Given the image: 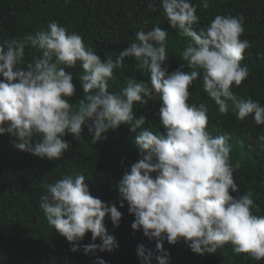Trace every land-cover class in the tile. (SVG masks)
Here are the masks:
<instances>
[{"label":"clouds","instance_id":"9594fccd","mask_svg":"<svg viewBox=\"0 0 264 264\" xmlns=\"http://www.w3.org/2000/svg\"><path fill=\"white\" fill-rule=\"evenodd\" d=\"M171 29L189 38L182 59L200 71L168 72L166 61L167 30L141 27L135 41L113 60L101 61L92 48H86L76 33L68 34L57 22L47 30L28 34L22 40L0 44V135L15 137L13 147L35 157L57 160L69 150L63 139L70 134L79 138L84 127L96 145L106 133L127 124L135 133L134 145L142 157L126 170L117 184L128 212L134 217L133 232H142L155 241V252L137 246L140 264H170L169 245L183 243L197 255L214 254L230 243L235 253H249L264 259V217L251 211L250 195L233 197L239 186L233 179L231 147L224 136L207 130L208 108L189 105V86L202 76L204 92L218 106L220 114L231 108L238 120L252 116L264 124V106L258 101L241 99L231 88L248 76L241 66L243 53L250 47L241 40L244 17L217 15L204 29L197 30V7L191 0H160ZM207 9L208 0H202ZM149 7L155 8L154 4ZM147 24V21L144 22ZM40 52L24 65L25 48ZM126 57L150 73V82L128 78L119 92L108 90L113 73L124 66ZM80 63L79 83L83 99L71 103L75 94L73 73L66 71ZM149 99L161 102L160 125L163 132L146 126L135 105L143 107ZM264 146V135L258 136ZM235 167H239L236 165ZM39 207L54 230L71 245V251L84 255L111 252L118 243L105 227L107 217L118 227L122 213L91 195L82 175L64 176L45 184ZM124 205L121 204L120 207ZM86 233L92 243L81 245ZM99 238L100 243L95 241ZM94 264H106L96 256Z\"/></svg>","mask_w":264,"mask_h":264},{"label":"trees","instance_id":"16d2710c","mask_svg":"<svg viewBox=\"0 0 264 264\" xmlns=\"http://www.w3.org/2000/svg\"><path fill=\"white\" fill-rule=\"evenodd\" d=\"M191 3L197 7L199 20L194 25L197 30L206 29L217 15L244 17L240 39L248 40L250 47L243 53L241 66H247L248 76L231 90L241 99L258 101L264 106V0H208L207 9L202 8V0H191ZM150 4L155 8L149 7ZM53 21L68 34L80 35L85 47L92 48L101 61L109 56L115 60L135 41V33L141 27L148 31L158 26L168 31V72L180 69L181 65L184 72L200 71L195 66L189 67L181 58L189 38L170 28L160 0H0V44L47 30ZM39 55L38 50L26 46L24 65ZM123 63L109 81L110 92L119 93L129 77L150 82V73L138 68L134 58L126 57ZM66 71L74 76L76 91L70 102L76 103L83 99L79 83L82 68L77 62L75 68ZM188 91L190 97L186 103L197 106L203 103L208 108L209 133L226 137L231 147L229 159L239 191H230V195H250L254 201L252 213L264 217V146L258 141V136L264 135V124H255L251 115L238 120L231 108L227 114H220L218 106L203 90L202 76L192 82ZM160 107L158 99H149L143 107L135 105L134 111L137 116L145 117L146 126L163 132ZM134 136L129 126L123 124L116 131L109 130L106 139L94 145L84 127L79 138L73 139L70 134L63 137L70 147L62 158L49 160L16 150L12 146L15 137L0 135V264H94L96 256L102 257L106 264H140L136 253L140 244L158 255L155 241L148 240L142 232L132 231L134 217L117 189L125 171L142 158L134 145ZM77 175L84 176L91 195L116 206L122 213L115 228L105 218L108 233L118 243L111 252L89 255L72 252L71 245L48 224L39 207L40 197L46 193L45 184ZM121 204L124 206L120 207ZM79 243H92L91 234L86 233ZM95 243H100L99 238ZM163 249L168 253L170 264H264V259L255 260L249 253H235L230 243L214 254L205 255L192 253L183 241L174 245L165 241ZM152 264H156L155 259Z\"/></svg>","mask_w":264,"mask_h":264}]
</instances>
